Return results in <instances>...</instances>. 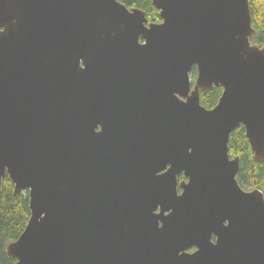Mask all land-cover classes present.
Listing matches in <instances>:
<instances>
[{"label":"water","instance_id":"1","mask_svg":"<svg viewBox=\"0 0 264 264\" xmlns=\"http://www.w3.org/2000/svg\"><path fill=\"white\" fill-rule=\"evenodd\" d=\"M152 1L161 23L120 0H0V195L9 175L31 209L16 264H264V192L229 150L243 125L264 162L250 1Z\"/></svg>","mask_w":264,"mask_h":264},{"label":"trees","instance_id":"2","mask_svg":"<svg viewBox=\"0 0 264 264\" xmlns=\"http://www.w3.org/2000/svg\"><path fill=\"white\" fill-rule=\"evenodd\" d=\"M128 8H140L146 12L151 23H161L160 11L152 0H120ZM253 28L256 35L251 38L253 44L264 46V0H249ZM198 69L193 68L192 82L195 83ZM223 93L220 87H214L210 92H201V103L207 109L214 108ZM232 158L241 160L237 180L244 189H260L264 192V162L255 159L252 147L248 141L243 125L234 130L229 143ZM185 177L182 176L181 180ZM15 184L9 175L3 179L0 195V264H16L17 259L9 258L6 247L16 241L26 229L31 218L29 192L24 191L15 196Z\"/></svg>","mask_w":264,"mask_h":264},{"label":"flooded vegetation","instance_id":"3","mask_svg":"<svg viewBox=\"0 0 264 264\" xmlns=\"http://www.w3.org/2000/svg\"><path fill=\"white\" fill-rule=\"evenodd\" d=\"M149 22H150V21H149ZM150 23H151V22H150ZM204 107H205V106H204ZM182 176H184V175H181V176H180V178H179L180 181H183V180H181V177H182ZM184 177H185V176H184ZM184 180H186V177H185ZM242 188H243V187H242ZM245 190H246V191H252V190H254V189H252V190H247V189H245ZM179 192L181 193L182 191L179 189ZM189 251H190V252H194L195 249H191V250H189Z\"/></svg>","mask_w":264,"mask_h":264},{"label":"rangeland","instance_id":"4","mask_svg":"<svg viewBox=\"0 0 264 264\" xmlns=\"http://www.w3.org/2000/svg\"><path fill=\"white\" fill-rule=\"evenodd\" d=\"M247 190H251V188H248Z\"/></svg>","mask_w":264,"mask_h":264}]
</instances>
